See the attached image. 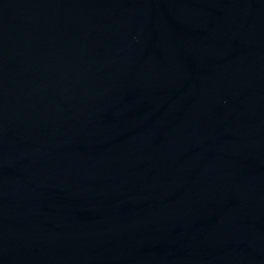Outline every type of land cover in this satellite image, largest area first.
Masks as SVG:
<instances>
[{
	"label": "water",
	"instance_id": "obj_1",
	"mask_svg": "<svg viewBox=\"0 0 264 264\" xmlns=\"http://www.w3.org/2000/svg\"><path fill=\"white\" fill-rule=\"evenodd\" d=\"M0 264H264V0H0Z\"/></svg>",
	"mask_w": 264,
	"mask_h": 264
}]
</instances>
